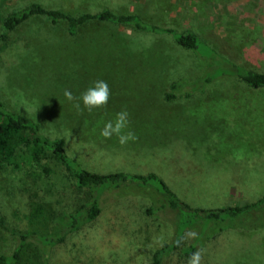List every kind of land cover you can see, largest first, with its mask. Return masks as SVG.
Returning <instances> with one entry per match:
<instances>
[{"label":"rangeland","instance_id":"1","mask_svg":"<svg viewBox=\"0 0 264 264\" xmlns=\"http://www.w3.org/2000/svg\"><path fill=\"white\" fill-rule=\"evenodd\" d=\"M33 2L73 15L108 8L178 31L189 28L230 60L260 66L264 0H0V100L38 122L43 134L62 138L81 166L97 173L154 172L191 207L242 205L264 195V87L216 78L203 91L194 89L204 73L199 56L170 34L106 21L86 22L69 34L66 21L33 16L2 36V19ZM96 80L108 83V104L78 112L64 90L79 97ZM173 82H180L175 89ZM125 109L137 139L121 145L115 136L102 137L104 124ZM44 161L50 173L25 181L0 165V213L10 226L46 232L56 214L88 196L52 156ZM156 193L151 186L104 191L98 217L53 248L48 264H80L86 251L97 264H150L151 254L174 236L167 218L145 213L160 204ZM38 206L41 214L33 211ZM258 216L255 221L264 219V210ZM192 233L162 264H187ZM219 234L229 238L215 244ZM30 243L17 264H39L37 243ZM14 245L0 225V254ZM197 249L209 253L201 264H264V226L224 229Z\"/></svg>","mask_w":264,"mask_h":264},{"label":"trees","instance_id":"2","mask_svg":"<svg viewBox=\"0 0 264 264\" xmlns=\"http://www.w3.org/2000/svg\"><path fill=\"white\" fill-rule=\"evenodd\" d=\"M40 15L46 16L52 23L66 21L69 34H74L80 25L92 20L130 26L142 33L170 34L178 45L191 50L203 61L204 73L197 79L194 87L200 91H203L204 86L216 78L238 80L251 88L264 87V65L258 66L246 60L243 63L234 62L208 46L192 29L178 31L172 27L148 23L134 13L117 14L104 8L97 12L85 11L73 15L62 9L48 8L33 2L13 10L2 19V36L29 18ZM180 82H173L170 88L175 89ZM49 155L63 165L77 188L88 190V196L74 210H61L56 214L52 220V227L46 232L10 226L5 216L0 213V225L11 233L15 241L14 248L9 254H0V264H17L22 251L32 241L37 243L35 254L39 264H48L53 248L62 244L69 234L90 224L98 217L102 210L101 195L109 189L133 188L136 190L151 186L157 192V197L161 198L159 205L147 207L145 213L167 218L173 225L174 236L170 243L161 245L151 254L150 264H162L163 257L178 248L184 234L191 230L196 236L184 250V255L188 258L204 240L213 238L224 229L264 226L263 217L258 222L255 221L259 217L258 214L264 210V195L256 201L242 205L214 208L191 207L180 200L164 180L154 172L147 174L122 171L92 172L81 166L76 158L67 153L62 138L43 134L38 122L24 114L7 109L0 100L1 167H8L12 171L21 173L25 181L36 173L42 175L50 173L51 169L44 161ZM33 211L35 214H41L42 208L38 206ZM249 219L253 221V225L247 224ZM87 252L91 256L89 251L83 255L82 251L79 252L82 256L78 257V262L97 264L88 257Z\"/></svg>","mask_w":264,"mask_h":264},{"label":"clouds","instance_id":"3","mask_svg":"<svg viewBox=\"0 0 264 264\" xmlns=\"http://www.w3.org/2000/svg\"><path fill=\"white\" fill-rule=\"evenodd\" d=\"M64 96L69 102H73V107L82 112L87 110L92 112L94 109L106 107L109 102L111 91L109 85L104 80H96L79 97L73 95L70 90H64ZM130 114L125 110L116 113L114 120L107 121L100 131V135L105 139L115 136L121 145L134 142L137 137L129 128ZM193 238L196 236L192 233ZM202 254L200 251L194 252L188 259L187 264H201Z\"/></svg>","mask_w":264,"mask_h":264},{"label":"crops","instance_id":"4","mask_svg":"<svg viewBox=\"0 0 264 264\" xmlns=\"http://www.w3.org/2000/svg\"><path fill=\"white\" fill-rule=\"evenodd\" d=\"M226 238H229V236H228V235H225V234H219V235L217 236V238L215 239L214 242H216L215 244H217L219 240H223V239H226ZM214 246H215V245H214ZM211 247H212V246H211ZM205 248H206V247H205ZM212 249H213V247H212ZM197 251H200L201 254H202V257L204 258V259L201 260V262H203V261H207V260H208V258H209V253L207 254L206 252L202 251L201 249H199V250L197 249Z\"/></svg>","mask_w":264,"mask_h":264}]
</instances>
